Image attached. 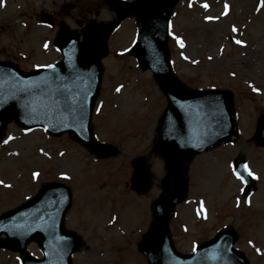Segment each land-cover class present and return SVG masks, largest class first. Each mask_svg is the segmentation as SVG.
<instances>
[{
	"label": "rangeland",
	"instance_id": "rangeland-1",
	"mask_svg": "<svg viewBox=\"0 0 264 264\" xmlns=\"http://www.w3.org/2000/svg\"><path fill=\"white\" fill-rule=\"evenodd\" d=\"M108 1L20 0L17 5L18 0H7L0 7V21L14 23L23 39L0 34V59L16 56L23 69H30L60 57L56 28L45 22L35 28L25 16L34 8L52 14L53 23L77 28L80 21L112 18ZM135 34L129 18L109 37L92 115L95 138L118 146L114 156L97 159L66 134L51 136L41 128L25 132L14 123L0 140V214L32 197L42 184L64 182L72 194L65 227L84 240L72 264H147L136 244L150 225L151 204L165 173L163 162L151 152L166 100L151 71L141 70L128 53ZM168 46L174 73L189 87L234 92L238 129L236 141L202 152L191 162L188 195L171 219L174 244L188 253L232 225L238 234L236 247L249 264H264V147L253 139L264 113V0H180L170 19ZM140 155L149 156L152 176L142 193L130 182L131 161ZM237 156L247 160L255 177L256 191L249 198L232 175ZM27 250L41 255L36 243H29ZM0 264H20L19 257L0 247Z\"/></svg>",
	"mask_w": 264,
	"mask_h": 264
},
{
	"label": "water",
	"instance_id": "water-1",
	"mask_svg": "<svg viewBox=\"0 0 264 264\" xmlns=\"http://www.w3.org/2000/svg\"><path fill=\"white\" fill-rule=\"evenodd\" d=\"M177 2L115 1L112 6L117 19L88 23L82 30L83 42H79L75 31H65L59 37L63 57L52 67L24 74L0 64L4 73L0 76V132L10 119L23 126L42 124L53 134L69 132L98 156L114 153L111 145L93 140L90 113L98 94L100 57L107 53L106 38L125 16L133 15L138 31L130 52L141 68L153 71L168 100L157 128L156 145L167 171L153 203V221L138 248L148 264H233L232 257L244 263L242 255L231 249L235 237L229 228L219 231L211 242L202 244L186 258L173 248L170 239L168 221L175 204L186 193L190 159L203 149L236 137L233 93L222 89L190 90L172 73L168 20ZM255 136L264 143V115L258 120ZM133 167L134 184L142 189L149 178L143 160H135ZM250 190L249 181L247 191ZM69 200V191L62 183L45 185L34 199L0 217V231L7 235L5 243L20 253L24 264H70L69 256L81 239L62 226ZM31 239L38 241L44 259L36 260L25 251Z\"/></svg>",
	"mask_w": 264,
	"mask_h": 264
},
{
	"label": "snow or ice",
	"instance_id": "snow-or-ice-1",
	"mask_svg": "<svg viewBox=\"0 0 264 264\" xmlns=\"http://www.w3.org/2000/svg\"><path fill=\"white\" fill-rule=\"evenodd\" d=\"M2 4H3V0H0V6H2ZM204 7L207 8L208 6L205 4ZM225 8L227 9V5H225ZM205 19L207 20V19H212V18H211V17H205ZM232 31L235 32L236 29L233 28ZM235 42H236L237 44H241V43H242V42L239 41V40H237V41H235ZM178 43L180 44V47H183V46H184L183 43L180 42L179 40H178ZM45 48H47V44H45ZM209 59H211V57H209ZM193 63H195V61H193ZM48 67H52V66H51V65H48ZM116 90H117V91H120L119 88H117ZM253 91H256V89H253ZM9 139H11V137H9ZM4 142L7 143L8 141L6 140V141H4ZM229 167H231V165H229ZM241 168H242L243 172H246V173H247L248 176H252L253 178H255L254 175H253V173L249 170L247 164H243V165H241ZM232 175L235 176V178H236L238 181H240L241 183L244 182V177H243V175H242L241 173H237V172L233 171V172H232ZM37 176H38V173H33V179L37 178ZM64 178L67 179L68 177L65 176ZM4 186H5V187H9L8 185H4ZM245 203H247V201H245Z\"/></svg>",
	"mask_w": 264,
	"mask_h": 264
}]
</instances>
